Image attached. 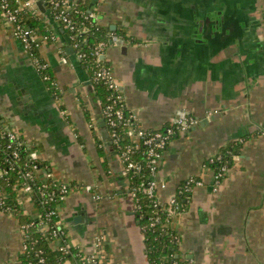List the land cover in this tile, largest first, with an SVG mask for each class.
<instances>
[{
    "label": "crops",
    "instance_id": "0c3cea01",
    "mask_svg": "<svg viewBox=\"0 0 264 264\" xmlns=\"http://www.w3.org/2000/svg\"><path fill=\"white\" fill-rule=\"evenodd\" d=\"M66 1L68 9L85 7L113 35L120 30L127 36L107 47L105 60L142 127H164L181 109L199 119L172 139L159 171L166 182L158 191L163 201L189 176L205 181L171 218L178 254L192 264H264L263 0ZM41 36L37 52L52 70L59 97L0 9V116L36 148L38 179L51 172L70 182L60 222L72 248L90 252L102 237L98 264H150L135 199L116 150L106 144L110 129L99 126L102 109L89 72L76 53L66 52L67 45L63 54ZM57 38L62 42L60 32ZM243 138L214 192L205 161ZM85 185L92 191L85 192ZM21 208L37 216L27 196ZM22 238L20 219L0 208V264H19ZM50 246L58 254L59 241Z\"/></svg>",
    "mask_w": 264,
    "mask_h": 264
},
{
    "label": "built area",
    "instance_id": "2783aa9c",
    "mask_svg": "<svg viewBox=\"0 0 264 264\" xmlns=\"http://www.w3.org/2000/svg\"><path fill=\"white\" fill-rule=\"evenodd\" d=\"M23 7H28L33 11H37V5L35 0H16ZM50 1V10L54 11L55 18L61 20L66 28L71 31L70 39L75 48L79 47V42L77 41L78 37L85 33L86 28H78L76 23L69 16L67 9L70 7V4L66 0H49ZM0 9L4 15L6 21L13 27L14 36L24 45V47L29 51L31 57H33L32 50L35 48L37 50L38 35H42L38 29H35L33 26L28 24H23L18 20V8H12L8 0H3ZM93 16V15H92ZM42 39L48 41L46 35L41 36ZM111 40L113 43H119L122 38L118 35H112ZM54 42H56V47L61 53H63V43L57 38L54 37ZM109 45L106 42H100L97 47L91 51L90 55L96 60L97 66L95 69V79L97 81L105 82L111 95L108 96L106 102L102 108V116L104 117L107 127L110 129L111 143L116 150L119 151V162L121 164V172L128 180L130 185L132 178L136 173L141 170L147 169L150 173V178L147 181H141L137 185H133L130 188V195L135 199L136 206H140L139 194L145 192L153 202V213L149 218L150 224L149 227H153L156 224L161 222V217L158 214V210L162 207L167 209L170 212V222L174 213H178L184 210L185 203L178 200L177 196L174 195L170 197L167 201H163L159 195L158 191L160 188L166 187V182L159 177V171L161 167V162L164 158V155L169 147L172 139L178 134H184L191 130L199 123V119L190 113L187 109L178 110L170 121L169 124L161 127L159 129H147L142 127L138 123V116L134 111H131L126 104V99L123 94V89L121 83L116 78L113 69L110 64L103 63L102 58L105 55L106 49ZM77 57L79 59H85L87 53L78 52ZM33 59V58H32ZM36 69L40 73V65L38 60L33 59ZM63 61L66 62V56L63 57ZM49 66L48 62L44 60L42 67ZM56 85V81L53 82ZM95 121V119H92ZM2 122V123H1ZM122 130L125 131V136L122 135ZM0 132L2 138L7 140L6 148H0V159H1V150L10 151L7 156V160L10 161V169L14 168V162L21 158L20 149L24 148L29 150L28 158L31 163V168L29 171L25 172V175L30 181H41L42 189L40 190V196L43 198L41 203L46 204L49 201L55 199L56 196H59L62 201H65L71 192V185L68 181L59 180L51 172H47L46 176L43 179L37 178V172L42 168L38 152L36 148L31 144L25 141L21 133L15 129H11L6 126L0 116ZM124 138L128 139V143L122 144ZM142 146L146 147L144 152V164L135 158V153ZM223 158L222 154L219 152L215 155L209 156L206 160L208 163L213 164L217 161H221ZM204 163L205 167H208ZM5 167L0 165V179L7 173ZM213 171V182L212 189L214 192H218L221 188L223 180L228 173L229 165L223 163L220 164L217 168H212ZM21 170H19L20 173ZM134 172L130 174L131 172ZM205 185V181L202 177L192 175L189 176L183 183V189L189 194V198L195 188ZM57 188L53 189V188ZM85 192H91L92 186L85 185L83 186ZM181 190V191H182ZM27 196L33 203L36 204L38 208L37 216L42 218L39 226L41 231L44 232L46 237H48L51 242L59 241V246L57 248L58 255H68L71 252V246L67 242L66 232L61 226L60 216H61V207L58 209H50L46 213H42L39 206L37 205L34 196H33V186L31 182H26L25 185L17 188V202L20 206L23 207L22 197ZM9 196L6 188L0 185V208L4 205V199ZM93 197L96 199L100 198L99 194L93 193ZM189 200V199H188ZM53 217L58 218L57 225L60 227H54L50 222ZM168 223V225H169ZM34 225V222L25 224L21 226L22 231V253H29L32 255L34 260H30L29 264H48L47 259L44 254V249L38 247L36 244L37 239L31 236L30 230ZM162 228L164 229L167 226V223H161ZM176 240L179 245V236L175 235ZM103 239L102 237H97L94 242V249L87 253H82L78 250L79 261L76 264H98L101 253L103 252ZM50 242V243H51ZM178 260L175 261V264H192L187 259L186 256H180L176 254ZM67 259V258H65Z\"/></svg>",
    "mask_w": 264,
    "mask_h": 264
},
{
    "label": "trees",
    "instance_id": "16d2710c",
    "mask_svg": "<svg viewBox=\"0 0 264 264\" xmlns=\"http://www.w3.org/2000/svg\"><path fill=\"white\" fill-rule=\"evenodd\" d=\"M9 4L12 8H18V20L23 24H28L33 26L35 29H38L42 35H46L49 41H53L54 37H57V33H61V36L64 33H67L70 38L71 31L68 30L63 24L61 20L55 18L54 11L50 10V13L46 17H42L40 14L35 13L32 9L28 7H23L16 0H8ZM3 0H0V5H2ZM50 8V1L44 0ZM69 16L76 23L78 28H86L85 33H82L77 41L79 42V47L74 49V53L85 52L87 53V57L85 59H79L81 64L84 65L86 70L89 72L90 78L93 82V90L98 99L99 105L101 109L103 108L104 103L106 102L109 95H111V91L107 87L105 82L97 81L95 79V69L97 66L96 60L94 57L90 55L91 51H93L100 42H106L107 45H110L111 36L113 32H109L108 29L100 26L96 19L92 16L91 12L88 11L85 7H74L72 6L70 9H67ZM52 19L55 20L56 26L52 25ZM51 21V22H50ZM64 29L61 31V29ZM115 35H118L120 38L125 39L127 36L125 33H121L120 30L114 32ZM71 40V39H70ZM67 43H63V54L65 53V47ZM33 59L38 60L40 67V74L43 77L48 89L55 97H59V91L55 84H53L54 76L50 66L42 67L44 63V59L39 56L37 50L34 48L32 50ZM103 63H106V60H102ZM2 119V118H1ZM3 121V120H2ZM2 123V122H1ZM4 123V122H3ZM122 135L125 136V131L122 130ZM244 138L240 141L234 142L224 148L220 153L223 158L221 161H217L213 164H206L208 167L217 168L220 164H227L230 166L232 158L235 154H238L242 144L244 142ZM128 143V139L124 138L122 144ZM7 144V140L2 138L0 132V148L5 149ZM115 149V147L112 145ZM116 150V149H115ZM146 147L142 146L135 153V158L139 159L143 164L145 162V152ZM10 151L4 152L1 150V159L0 165L4 166L7 173L0 179V185L6 188L9 193V196L4 199V205L1 206V210L4 212L10 213L18 217L21 221V226L25 224H29L34 222V225L31 227L30 233L31 236L38 240L37 246L42 247L44 249V254L47 259L48 264H63L65 258L72 259L75 262L79 261L78 250L75 248H71V252L68 255H58L53 252L50 242L51 240L46 237L43 231H41L39 223L42 218L40 217H32L24 214L21 206L17 202V188L26 184V182H31L33 186V196L34 199L39 206L42 213H46L50 209H58L61 207L64 201L60 199L59 196H56L55 199L49 201L46 204L41 203L43 198L40 196V190L42 189V182L35 180L30 181L25 175V172L29 171L31 168V163L29 162L28 153L29 150L24 148L20 149L21 158L14 162V168L10 169V161L7 160V156ZM117 156H119V151L116 150ZM41 166L42 162L40 161ZM19 170L20 173H19ZM134 173L133 171L130 173ZM150 178V173L147 169L141 170L136 173L132 178L131 186L137 185V183L141 181H147ZM129 185V189L131 186ZM56 189L57 188H53ZM183 189V185L181 186L179 192L176 194L179 201L183 203H187L189 199V194L185 192ZM182 190V191H181ZM140 206H136V216L139 221V227L144 236L145 242V252L146 256L149 260L150 264H175V261L178 260L176 254H178L179 245L178 241L175 238V231L172 229L170 225V212L164 207L158 210V214L161 217V222L156 224L153 227H149L150 221L149 218L153 213V202L152 199L142 192L139 194V202ZM54 227L60 228L58 223V218L53 217L50 222ZM161 223H167V226L163 229ZM169 223V225H168ZM30 260H34L32 255L29 253H22L19 259V264H29ZM185 264V263H184Z\"/></svg>",
    "mask_w": 264,
    "mask_h": 264
},
{
    "label": "water",
    "instance_id": "95a60500",
    "mask_svg": "<svg viewBox=\"0 0 264 264\" xmlns=\"http://www.w3.org/2000/svg\"><path fill=\"white\" fill-rule=\"evenodd\" d=\"M36 5L40 9V11H42L43 13H45V14H48V12L50 13V8L48 7L47 3L44 2V0H37L36 1ZM52 21H53L54 25H56L55 20L52 19ZM111 29H113V26L111 27ZM63 30L64 29L62 28L61 31H63ZM62 42L64 44L67 43L66 52H68V53L69 52H74L71 40H70L69 35L67 33H64L62 35ZM110 44H113L112 40H110ZM102 58H105V55H103ZM98 117H99V126L106 128V130H107L106 133H108L109 130H108V127H107V124H106V121H105L104 117L102 116V114H100ZM105 138H107V137H105ZM106 144L108 146L112 145L111 138L107 139ZM80 218H82V215H76L75 216V220H79Z\"/></svg>",
    "mask_w": 264,
    "mask_h": 264
},
{
    "label": "rangeland",
    "instance_id": "374dc122",
    "mask_svg": "<svg viewBox=\"0 0 264 264\" xmlns=\"http://www.w3.org/2000/svg\"><path fill=\"white\" fill-rule=\"evenodd\" d=\"M263 2H264V0H263ZM57 179H59V178H57ZM59 180H62V179H59ZM22 201H23V194H22Z\"/></svg>",
    "mask_w": 264,
    "mask_h": 264
}]
</instances>
